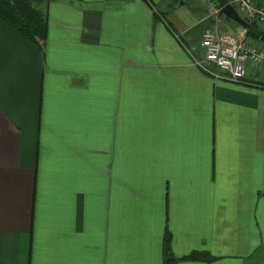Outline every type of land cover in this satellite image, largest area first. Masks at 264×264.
I'll list each match as a JSON object with an SVG mask.
<instances>
[{"label":"crops","instance_id":"1","mask_svg":"<svg viewBox=\"0 0 264 264\" xmlns=\"http://www.w3.org/2000/svg\"><path fill=\"white\" fill-rule=\"evenodd\" d=\"M48 12L45 54L0 19V264H164L168 232L214 259L179 264H264V66L195 64L206 33L264 42L198 0Z\"/></svg>","mask_w":264,"mask_h":264},{"label":"built area","instance_id":"2","mask_svg":"<svg viewBox=\"0 0 264 264\" xmlns=\"http://www.w3.org/2000/svg\"><path fill=\"white\" fill-rule=\"evenodd\" d=\"M211 4V0H198ZM235 8L240 17L246 22L264 27V10L258 8L253 0H228V4ZM213 13L215 18L222 16V9ZM248 33V31H245ZM204 55L196 59L195 64L204 73L217 79L226 80L235 84L245 81L247 63L253 61L264 66V52L246 40H240L235 35L215 36L206 33L202 40Z\"/></svg>","mask_w":264,"mask_h":264},{"label":"trees","instance_id":"3","mask_svg":"<svg viewBox=\"0 0 264 264\" xmlns=\"http://www.w3.org/2000/svg\"><path fill=\"white\" fill-rule=\"evenodd\" d=\"M52 0H0V19L14 28L41 51L46 52L49 24V5ZM184 5L187 0H179ZM226 6L228 0H218ZM157 18V15H156ZM249 36L264 42V31L250 23L246 29ZM182 260L212 262L214 259L205 253H193L184 259L175 257L168 232L164 240V264H179Z\"/></svg>","mask_w":264,"mask_h":264},{"label":"water","instance_id":"4","mask_svg":"<svg viewBox=\"0 0 264 264\" xmlns=\"http://www.w3.org/2000/svg\"><path fill=\"white\" fill-rule=\"evenodd\" d=\"M222 15L231 19L232 21L236 22L238 25H240L246 29L250 27V24L248 22H246L245 20H243L240 17V15L238 14V12L235 10V8L232 7L231 5H226L222 9Z\"/></svg>","mask_w":264,"mask_h":264},{"label":"rangeland","instance_id":"5","mask_svg":"<svg viewBox=\"0 0 264 264\" xmlns=\"http://www.w3.org/2000/svg\"><path fill=\"white\" fill-rule=\"evenodd\" d=\"M211 4L212 5H210V7L213 10V13L215 12V10L220 9L221 4L218 0H211Z\"/></svg>","mask_w":264,"mask_h":264}]
</instances>
